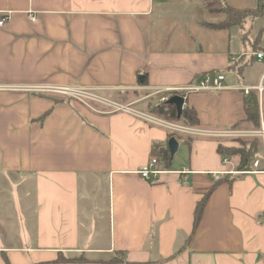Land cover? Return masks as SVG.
Wrapping results in <instances>:
<instances>
[{
	"label": "crops",
	"instance_id": "crops-1",
	"mask_svg": "<svg viewBox=\"0 0 264 264\" xmlns=\"http://www.w3.org/2000/svg\"><path fill=\"white\" fill-rule=\"evenodd\" d=\"M257 6L0 0V217L11 225L0 234V264H264L263 154L259 168L241 174L239 157L218 150L238 139L216 136L242 127L251 92L264 123V62L256 56L264 53V13L225 29L203 24ZM223 8L231 12L213 13ZM209 73L225 77L223 90L184 95L199 116L195 129L213 134L178 133L137 115ZM42 86L100 100L31 90ZM171 139L185 150L166 169L153 150H169ZM152 157L165 171L157 182L140 175ZM212 173L228 174L217 182ZM79 258L89 262H59Z\"/></svg>",
	"mask_w": 264,
	"mask_h": 264
},
{
	"label": "trees",
	"instance_id": "trees-1",
	"mask_svg": "<svg viewBox=\"0 0 264 264\" xmlns=\"http://www.w3.org/2000/svg\"><path fill=\"white\" fill-rule=\"evenodd\" d=\"M258 7H260V11H262V15L264 13V0H258ZM257 10V9H256ZM231 12V11H230ZM249 15H253V13H249V10H232V17L230 21L225 22L220 25H212L209 23H203L205 26L211 28V29H225L228 28L234 24H240L242 23L246 17ZM250 97L246 98V115L247 119L244 122L242 127L237 128V130L241 131H257L261 128L260 123V113H259V98L258 94L256 95L255 92L250 93ZM161 99V97H158V102ZM151 114L156 116L157 118L163 119L170 123H176L180 124L184 127L189 128H195L199 126V116L196 110L187 108L183 111L180 118H178L177 110L174 106L169 105L167 102L162 104H153L151 106ZM173 136H171L172 138ZM242 142L241 148H228L224 147L222 144L219 145V152L223 156L228 157H239V165L238 169L241 172L245 171H251V168L256 160H258V150L262 148V141L260 139H254L250 140L248 142L246 141H239ZM154 155H156L161 165H163L166 169H171V163H172V155L170 154L168 148L166 149H159V146L154 147ZM229 183H232V181H229ZM209 195L206 196L198 205L195 212V218H194V232L199 227L203 211L206 206V203L208 201ZM6 261V264H10L6 258H4ZM59 262H78V263H88L89 260L85 258H79V259H61ZM110 264H122V262L118 261L117 259H113Z\"/></svg>",
	"mask_w": 264,
	"mask_h": 264
},
{
	"label": "built area",
	"instance_id": "built-area-1",
	"mask_svg": "<svg viewBox=\"0 0 264 264\" xmlns=\"http://www.w3.org/2000/svg\"><path fill=\"white\" fill-rule=\"evenodd\" d=\"M31 21H35L36 18L35 16H30ZM5 20L3 19L0 21V26L4 24ZM257 59L259 62H264V53H258L256 54ZM225 81V77L223 75H215L212 73L205 74L203 75L200 79L197 85L194 86H188L184 87L182 89H174L169 92H173L176 95L182 96L184 99L185 95L184 94H189L191 92H202V91H221L224 89L223 83ZM31 90L38 91V92H52L56 93L59 95H65V96H70L78 99L82 98H88V99H96L100 100L99 97L92 96L88 93H86L84 90H79V89H72L68 87H59V86H42V87H34ZM260 95H263L264 88L260 87L258 88ZM171 97H162L161 99V104L167 102ZM116 109L119 111L123 112H130V108L124 105H119L117 104ZM186 104L183 106V110H185ZM139 117L143 118L144 120L150 122L153 125H158L162 127H166L168 129L174 130L175 132L178 133H183L191 136H198V135H211L213 133H206L202 131H198L195 128H189V127H184L176 123H170L165 120H162L160 118H157L154 115L148 114V113H138L137 114ZM216 136L219 137H232V138H242V137H252V138H257L261 139L262 144H263V160H264V123L261 125V128L257 131H241V130H235L231 132H226V133H219L216 134ZM229 163L228 158H224L223 164L226 165ZM159 161L156 157H152L148 164L140 171V175L142 178L145 180H150L152 182H157L162 174L165 173V171L159 169ZM253 167L255 169L260 167V161L259 159L255 161L253 164ZM251 171H245L241 172V174H247L250 173ZM190 174L189 171H182L180 172V175L185 176L183 179L184 182L187 180V176ZM228 173L224 174H218V173H212L214 181H220L224 175H227Z\"/></svg>",
	"mask_w": 264,
	"mask_h": 264
},
{
	"label": "rangeland",
	"instance_id": "rangeland-1",
	"mask_svg": "<svg viewBox=\"0 0 264 264\" xmlns=\"http://www.w3.org/2000/svg\"><path fill=\"white\" fill-rule=\"evenodd\" d=\"M260 7H258L257 6V10H255V9H251V8H249V9H246L247 11L249 10V13H253V15H255V14H258V15H262V11H260V9H259ZM243 10V9H242ZM231 10L230 9H228V8H223V9H221V10H214L213 11V13H216V14H218V15H220L221 13H223V14H226V13H229ZM173 93V92H172ZM113 102V101H112ZM113 103H118V104H120V105H125L126 104V102H113ZM156 103H158V98L157 97H155V98H153L152 100H151V102L149 103V105H147V106H145L144 108H143V110H145V111H151V106H153V104H156ZM94 105H96V106H99L100 104H95L94 103ZM93 105V106H94ZM108 105H110V104H108ZM106 107V106H105ZM149 112H147V113H149ZM150 114H151V112H150ZM152 115V114H151ZM163 120V119H162ZM180 125V124H179ZM182 126V125H181ZM238 140H234V141H237V143L235 142V145L233 146V147H235L236 149H239V148H241V144H242V142H239V141H246V142H248V141H250V140H254V139H257V138H252V137H242V138H237ZM233 140V139H232ZM261 140V139H260ZM261 145H262V148H260L259 150H258V154H257V156L258 157H260L262 154H263V144L261 143ZM185 150V148H181V150L180 151H178L177 153H176V155H175V159H174V166L176 167L177 166V164L178 163H182L183 162V157H182V155H183V151ZM1 201H4L3 199L1 200ZM11 227V225L10 224H8V223H6V221H4L3 220V218H1L0 217V234L1 235H7V232L8 231H6L7 230V228L8 227ZM103 231H105V230H103Z\"/></svg>",
	"mask_w": 264,
	"mask_h": 264
},
{
	"label": "water",
	"instance_id": "water-1",
	"mask_svg": "<svg viewBox=\"0 0 264 264\" xmlns=\"http://www.w3.org/2000/svg\"><path fill=\"white\" fill-rule=\"evenodd\" d=\"M167 103L176 108L177 113H178V118H180L182 113H183V106L185 104V99L182 96L175 95V96H172L167 101ZM177 150H178V143L176 142V140L171 139L169 141V151H170L171 155L174 156L176 154Z\"/></svg>",
	"mask_w": 264,
	"mask_h": 264
}]
</instances>
